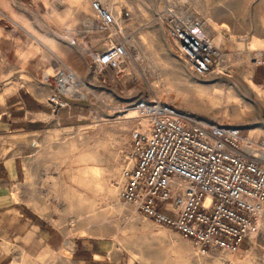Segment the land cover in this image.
I'll use <instances>...</instances> for the list:
<instances>
[{"label": "rangeland", "instance_id": "374dc122", "mask_svg": "<svg viewBox=\"0 0 264 264\" xmlns=\"http://www.w3.org/2000/svg\"><path fill=\"white\" fill-rule=\"evenodd\" d=\"M4 1L9 21L40 37L35 27L42 43L50 36L59 46L70 44L89 65L85 77L71 66H58L76 75L80 93L57 109L63 110V117L25 135L29 146L20 199L69 243L78 237L106 239L122 262L264 264V239L245 243L238 254L212 251L199 256L190 241L145 220L120 197L131 134L142 122L135 110L138 101H161L182 113L239 127L260 144L264 141V0H97L123 29L112 37L111 31L101 29L90 0ZM169 11L205 24L204 33L220 54L216 72L198 77L190 71L168 33ZM125 12L128 19L123 18ZM133 18L139 29L126 32ZM111 39L125 42L127 68L94 74L93 59ZM9 48L10 71L21 65L34 71L43 58L32 56V46ZM35 48L47 56L55 49L43 44ZM44 73L55 72L49 67L40 71L41 77Z\"/></svg>", "mask_w": 264, "mask_h": 264}, {"label": "built area", "instance_id": "2783aa9c", "mask_svg": "<svg viewBox=\"0 0 264 264\" xmlns=\"http://www.w3.org/2000/svg\"><path fill=\"white\" fill-rule=\"evenodd\" d=\"M90 1L101 29L111 31V37L121 35L118 18L99 1ZM129 17L125 12L123 18ZM166 20L190 71L198 77L216 72L220 54L204 33L205 24L173 11ZM127 59L125 42L111 39L93 59L92 72H122ZM41 80L51 86L48 102L56 109L80 93L78 78L67 67L44 73ZM135 110L142 122L131 134L121 199L145 220L190 241L199 256L238 254L245 243L264 239V141L157 100L138 101Z\"/></svg>", "mask_w": 264, "mask_h": 264}, {"label": "crops", "instance_id": "0c3cea01", "mask_svg": "<svg viewBox=\"0 0 264 264\" xmlns=\"http://www.w3.org/2000/svg\"><path fill=\"white\" fill-rule=\"evenodd\" d=\"M5 5L0 0V264H131L122 262L118 250L106 239L78 237L69 243L66 235L43 222L20 199L19 184L25 177L23 157L29 146L25 135L64 116L63 110L48 102L52 88L42 82L40 71L71 66L85 77V65H89L70 44L59 46L50 36L42 43L38 29L34 27L40 37L9 21L10 12L2 8ZM136 25L138 19L133 18L126 32L135 33L139 29ZM38 44L55 49H49L47 56L35 48ZM19 45L32 46V56H43L34 71L25 65L9 70V47Z\"/></svg>", "mask_w": 264, "mask_h": 264}, {"label": "bare ground", "instance_id": "6f19581e", "mask_svg": "<svg viewBox=\"0 0 264 264\" xmlns=\"http://www.w3.org/2000/svg\"><path fill=\"white\" fill-rule=\"evenodd\" d=\"M244 260H245V259H244ZM249 260H250V259H249ZM244 263H247V261H246V262H243V264H244ZM237 264H242V262H241V263H240V262H237Z\"/></svg>", "mask_w": 264, "mask_h": 264}]
</instances>
